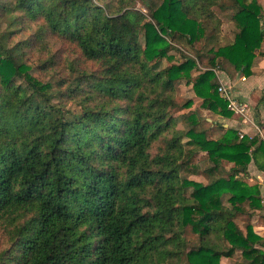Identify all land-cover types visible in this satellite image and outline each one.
<instances>
[{
    "label": "trees",
    "instance_id": "16d2710c",
    "mask_svg": "<svg viewBox=\"0 0 264 264\" xmlns=\"http://www.w3.org/2000/svg\"><path fill=\"white\" fill-rule=\"evenodd\" d=\"M132 1L3 5L0 21L11 20L0 35V244L8 241L0 264H221L238 252L244 261L236 264H264L262 238L235 222L245 204L259 205V190L237 175L252 162L264 170V141L240 139L233 128L209 140L194 114L187 132L175 130L171 112L182 79L193 83L205 109L225 118L234 112L213 70L193 79L195 59L156 66L172 59L167 36L194 44L206 36L203 22L218 31L213 8L224 3L238 32L213 51L211 65L224 58L249 75L264 39L262 6L162 0L148 19ZM33 25L41 31L30 32ZM21 34L27 38L14 43ZM51 42L59 48L48 55ZM36 50L46 58L31 56ZM34 67L62 77L43 82ZM201 152L213 164L208 175L227 162L228 176L204 184L182 175L198 172ZM188 228L197 241L186 240Z\"/></svg>",
    "mask_w": 264,
    "mask_h": 264
},
{
    "label": "rangeland",
    "instance_id": "374dc122",
    "mask_svg": "<svg viewBox=\"0 0 264 264\" xmlns=\"http://www.w3.org/2000/svg\"><path fill=\"white\" fill-rule=\"evenodd\" d=\"M10 1L11 0H0V14L4 10L3 5H7ZM248 1L251 2L252 0ZM161 2L162 0H134L131 3V9L149 19V9L159 5ZM258 2L262 6V22L264 23V0H258ZM213 12L216 13V16L220 20L218 31L215 30L213 24L203 22L207 29L206 36L203 40L195 42L194 44L188 43L187 39L182 37L174 38L172 36H167L172 46L168 55L172 59L163 58L157 61L156 66L158 70H163L171 64H180L184 62L186 57H191L197 61V68L191 72L193 79L199 77L205 71L207 72V70H213L217 75L220 84L230 88L233 98L238 104L245 105L246 111L242 115L234 113L231 118L219 116L218 114L205 109L203 107V99L194 91L193 83L188 82L187 79H182L175 84V100L177 107L171 112L172 116L175 117V130L187 132L192 126L189 116L194 114L196 119L200 122L199 130H204L206 132V137L209 140H217L222 134H224L226 128H233L237 131L239 138L240 135H244L251 138L259 137L262 141H264V39L260 49L256 52V57L253 63L249 68V75L237 70L234 65L226 61L224 58H217L215 62L217 66H212L211 58L214 54L213 51L231 44L238 32L237 26L233 21L234 12L230 9H226L224 3L214 6ZM8 16L9 15H7V17ZM10 20L11 17H8L6 22L4 21V23H2L0 21V35L3 32H6V28H8L7 22ZM31 31L40 32L41 30L39 26L33 25L30 27V32ZM144 31L145 30L142 29L140 32V42L142 45L145 43ZM19 38L26 39L27 36L25 37V35L21 34V36L15 39L14 43L18 42ZM58 48L59 45L57 43L51 42L50 52L48 55H53ZM36 51V54H32L31 56H36L38 58V56L41 55V50ZM41 58H46V54L42 53ZM61 71L66 72V67H64ZM31 74L43 82L52 81L55 83V79L62 77L59 76L61 75L60 73H55L54 76H52V74L47 76L38 67H34ZM242 77H245L252 83V85H248L250 86L248 87L249 90L244 91V95L249 98L250 101L248 99H244L245 101L243 100V102H241L238 98H235L236 96L233 93L234 91H237L238 87L242 86L239 84ZM188 101L192 102L191 106L183 108L182 106ZM70 108L77 110L75 105L70 106ZM224 125H226V127ZM163 136L164 134L161 135V137ZM168 137L169 135L166 134L163 139ZM162 140L158 142L155 141L153 143L152 148H150L152 156H155L161 149ZM182 142L185 144V147L188 146L186 144L187 139H183ZM194 163L197 165L198 172L189 174L183 173L182 175H185V177L187 176L188 179L204 184H208L213 179L222 176L227 177L230 172V168L233 165L231 163L224 162L221 167L222 170L212 176L210 174L208 175L206 172L213 164L209 161V157L205 152H201L194 160ZM237 178H240V180L247 186L251 188L256 187L259 190V195L257 196L259 199V205H255V207H253L249 204V202L245 204L244 213L236 217L235 222L244 234L248 232V226H251L254 233L260 236L264 241V170H259L252 162L250 163L247 171L237 175ZM224 203L228 204L227 199L224 200ZM184 236L189 243L197 241L196 235L190 228L186 230ZM1 238L0 234V243L2 241ZM7 243L8 241H6L5 244H0V252H3L8 246ZM257 247L259 246L257 245ZM260 248L264 250V244L261 245ZM243 261L241 253L238 252L233 258L222 259L221 264H236ZM183 263L184 262L180 264Z\"/></svg>",
    "mask_w": 264,
    "mask_h": 264
},
{
    "label": "built area",
    "instance_id": "2783aa9c",
    "mask_svg": "<svg viewBox=\"0 0 264 264\" xmlns=\"http://www.w3.org/2000/svg\"><path fill=\"white\" fill-rule=\"evenodd\" d=\"M219 93L224 99H226L229 102L228 107L232 112L240 114V115L245 113L246 106L237 103V101L233 98V94L230 88H227L225 85L220 84ZM243 137L244 135H240L241 139Z\"/></svg>",
    "mask_w": 264,
    "mask_h": 264
},
{
    "label": "crops",
    "instance_id": "0c3cea01",
    "mask_svg": "<svg viewBox=\"0 0 264 264\" xmlns=\"http://www.w3.org/2000/svg\"><path fill=\"white\" fill-rule=\"evenodd\" d=\"M245 77H242L241 78V82L239 84H241L242 86L241 87H238L237 88V91H234V95L236 96L235 98H238L241 102H243L244 99H248L245 95H244V91L246 90H249L248 85H252L251 82H249V80H247L246 78L244 79ZM246 97V98H245ZM245 101V100H244ZM250 101V100H249ZM263 105V104H262ZM226 127V125H224ZM254 164V163H253ZM255 165V164H254ZM256 166V165H255Z\"/></svg>",
    "mask_w": 264,
    "mask_h": 264
}]
</instances>
